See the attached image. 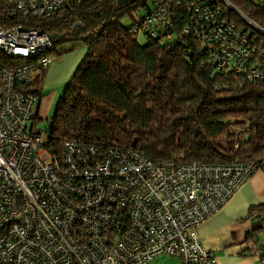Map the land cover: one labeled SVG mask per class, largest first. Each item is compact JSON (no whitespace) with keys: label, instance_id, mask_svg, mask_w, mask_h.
I'll return each instance as SVG.
<instances>
[{"label":"built area","instance_id":"built-area-1","mask_svg":"<svg viewBox=\"0 0 264 264\" xmlns=\"http://www.w3.org/2000/svg\"><path fill=\"white\" fill-rule=\"evenodd\" d=\"M74 1L0 0V264H150L161 256L215 264L198 229L249 180L254 162L159 164L134 149L73 141L54 154L47 133L35 130L34 90L53 50L38 26ZM171 5L135 16L133 33L168 31ZM175 5L188 16L181 34L196 39L206 65L264 81V29L228 0ZM255 241L250 251L264 264Z\"/></svg>","mask_w":264,"mask_h":264},{"label":"trees","instance_id":"trees-1","mask_svg":"<svg viewBox=\"0 0 264 264\" xmlns=\"http://www.w3.org/2000/svg\"><path fill=\"white\" fill-rule=\"evenodd\" d=\"M161 1L173 4V25L156 38L144 34L148 42L141 47L133 33L135 16ZM228 1L264 29V8L251 0ZM175 2L139 0L119 8L117 0H75L41 22L38 28L49 36H62L53 41L52 59L64 54L57 44L85 49L48 120L50 152L58 154L73 141L134 149L159 164L264 163V81L206 65L196 39L181 34L188 16ZM125 15L132 18L130 29L120 22ZM45 76L34 90L39 102ZM253 212L264 218V205Z\"/></svg>","mask_w":264,"mask_h":264},{"label":"crops","instance_id":"crops-1","mask_svg":"<svg viewBox=\"0 0 264 264\" xmlns=\"http://www.w3.org/2000/svg\"><path fill=\"white\" fill-rule=\"evenodd\" d=\"M85 55V49L59 59L53 58L46 72V87L65 86ZM74 56V57H72ZM61 86V87H62ZM62 93V92H61ZM57 95L40 98L36 115L46 112L47 104ZM264 205V163L233 197L198 229L202 246L216 257L215 264H258L249 246L258 238L264 244V218L251 209ZM150 264H181L177 258L161 256Z\"/></svg>","mask_w":264,"mask_h":264},{"label":"rangeland","instance_id":"rangeland-1","mask_svg":"<svg viewBox=\"0 0 264 264\" xmlns=\"http://www.w3.org/2000/svg\"><path fill=\"white\" fill-rule=\"evenodd\" d=\"M143 11L140 10L139 13H142ZM121 24L127 28V29H130L132 27V18L129 16V15H125L124 17L121 18ZM137 43L141 46V47H144L147 45V38L144 34L140 33L137 38ZM172 41H175V39H173ZM167 43H170V42H162V44H167ZM73 46L71 45V43H61V44H57L56 45V49H57V52L58 53H64L62 54L61 56H56L57 59L63 57V56H66V57H69L70 55H74V53L78 52L79 50L81 51L82 50V47H80L79 45L78 46H75L73 47L74 49L67 53V51L69 49H71ZM74 57V56H72ZM46 77V76H45ZM54 86H56L55 88H51V87H46V83H45V79H44V84L42 86V98H47L49 96V93L56 90L57 92V95L51 99V101L47 104V110L46 112H41L40 114L36 115V121H35V130H38V131H41L42 133H45L46 132V128H47V125H48V120L51 119L54 114H55V110H56V105H57V101L59 99V97L61 96V92L63 91L64 89V86L62 85H59V84H54ZM62 86V87H61Z\"/></svg>","mask_w":264,"mask_h":264},{"label":"water","instance_id":"water-1","mask_svg":"<svg viewBox=\"0 0 264 264\" xmlns=\"http://www.w3.org/2000/svg\"><path fill=\"white\" fill-rule=\"evenodd\" d=\"M139 0H117V6L119 7V8H121V7H123V6H128V5H132V4H135L136 2H138ZM50 37V39L52 40V41H55V39H57V38H62V36H57V35H51V36H49ZM180 44V43H179ZM51 127H52V123L51 122H49L48 123V125H47V136H49L50 135V129H51Z\"/></svg>","mask_w":264,"mask_h":264}]
</instances>
